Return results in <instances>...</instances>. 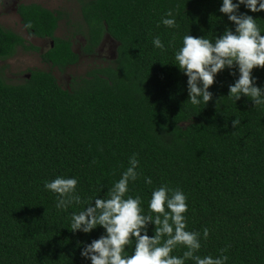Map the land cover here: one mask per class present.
Instances as JSON below:
<instances>
[{"label": "trees", "instance_id": "16d2710c", "mask_svg": "<svg viewBox=\"0 0 264 264\" xmlns=\"http://www.w3.org/2000/svg\"><path fill=\"white\" fill-rule=\"evenodd\" d=\"M79 1L86 25L75 34L85 36L82 50L95 53L109 34L118 43L110 64L74 77L70 89L52 71L33 69L18 84L0 75V264H91L81 251L105 230L73 232L71 216L107 198L134 154L138 177L125 198L139 196L143 215H155L153 190L179 189L187 197L186 231L200 233L194 255L216 258L227 249L225 264H264V105L228 97L238 68L216 75L206 105H192L188 77L175 65L185 35L214 43L235 30L219 11L223 0ZM169 10L178 27L162 24ZM18 12L31 35L53 41L42 53L45 62L64 71L80 61L73 37L57 35L62 11L31 3ZM239 12L253 16L264 35V11L240 5ZM157 36L164 50L154 47ZM19 47L40 49L0 24V60ZM252 76L264 89V68ZM57 176L78 180L81 203L57 209V194L44 187ZM134 245L133 238L124 254ZM187 250L177 245L171 255Z\"/></svg>", "mask_w": 264, "mask_h": 264}, {"label": "clouds", "instance_id": "9594fccd", "mask_svg": "<svg viewBox=\"0 0 264 264\" xmlns=\"http://www.w3.org/2000/svg\"><path fill=\"white\" fill-rule=\"evenodd\" d=\"M240 5L251 12L264 11V0H223L219 11L228 16L235 25V30L226 29L216 37L213 43L205 37L185 35L183 46L175 53V61L180 70L188 77L187 87L192 105L202 102L206 105L213 97L208 89L215 83V77L226 68H238L239 78L229 85L228 97L235 101L241 96L249 97L254 106L264 105V89L256 86L252 76L254 68H264V35L251 15L240 13ZM162 24L166 27H178L172 10L165 14ZM31 27V24L25 25ZM156 48L164 50V44L157 36L153 39ZM235 75V73H231ZM240 121L232 122L236 127ZM139 161L134 154L129 159V167L121 174L120 179L107 192V198H95L84 210L73 213L71 229L73 232L90 233L97 226L105 230V234L86 244L81 256L90 259L91 264H184L192 259L195 264H225L228 260L223 255L227 249L221 250L219 257L194 255L200 247V233L186 231L184 213L188 210L187 197L179 189H170L162 185L152 191L149 211L155 215H143L141 198L127 196L129 181L138 177L136 171ZM151 184V178H146ZM78 180L57 176L45 181L44 187L57 194V209H66L73 203H81L76 194ZM171 193V195H169ZM154 225V235H148V226ZM209 230H203L207 239ZM135 239L131 255H125V248ZM177 245L188 250L183 257L171 253Z\"/></svg>", "mask_w": 264, "mask_h": 264}, {"label": "rangeland", "instance_id": "374dc122", "mask_svg": "<svg viewBox=\"0 0 264 264\" xmlns=\"http://www.w3.org/2000/svg\"><path fill=\"white\" fill-rule=\"evenodd\" d=\"M21 2L38 3L51 10L63 12L57 35L73 37L74 49L80 51L82 55L77 64L63 71L53 68L51 64L43 60L42 53L52 46L53 41L50 38L33 36L27 31L17 10L18 4ZM82 23L81 9L77 0H0V24L4 28L22 35L27 44L31 43L40 48L39 50H28L19 47L12 57L0 60V75L6 82L18 84L29 77L30 71L33 69L52 71L59 84L63 88L70 89L74 77L85 75L94 67L110 64L117 55V41L106 34L95 53L91 55L83 54L82 47L85 44V36L80 33L75 34Z\"/></svg>", "mask_w": 264, "mask_h": 264}, {"label": "flooded vegetation", "instance_id": "af4514ba", "mask_svg": "<svg viewBox=\"0 0 264 264\" xmlns=\"http://www.w3.org/2000/svg\"><path fill=\"white\" fill-rule=\"evenodd\" d=\"M78 1V4L81 6V3H80V1L79 0H77ZM20 4H31V3H25V2H21V3H19L18 4V6L20 5ZM45 7V6H44ZM80 9H81V7H80ZM17 10H18V7H17ZM81 25H86L85 24V22H83ZM105 37V36H104ZM104 39V38H103ZM85 43H86V40H85ZM102 43V42H101ZM53 45V44H52ZM85 45V44H84ZM101 45V44H100ZM99 45V46H100ZM73 48H74V44H73ZM83 48V47H82ZM75 50V49H74ZM76 51V50H75ZM77 53H79L80 54V51L78 52V51H76ZM83 54H85V55H91V54H86V53H84V52H82ZM80 56H82L81 54H80Z\"/></svg>", "mask_w": 264, "mask_h": 264}]
</instances>
